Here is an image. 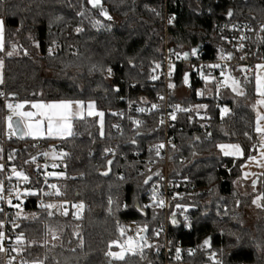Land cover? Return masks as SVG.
<instances>
[{
  "label": "trees",
  "instance_id": "obj_1",
  "mask_svg": "<svg viewBox=\"0 0 264 264\" xmlns=\"http://www.w3.org/2000/svg\"><path fill=\"white\" fill-rule=\"evenodd\" d=\"M102 3L113 17L112 22L97 17L87 0H0V18L5 21V52L12 45L17 48L11 57L0 52L4 61L0 89L5 90L9 99L17 103L83 100L94 102L96 109L104 112L103 135L97 117L86 115L84 119L73 120L71 136L8 140L5 152L8 166L25 172L31 169L28 159L42 150L39 140L50 150L66 153L64 166L56 169L64 175L51 177L50 181L60 189L59 198L84 205L80 218L76 219L74 209L65 216L57 209H39L37 196L27 201L23 216L15 220L20 225L16 228L18 233L25 235L22 255L29 262L108 264L105 252L109 241L118 235L119 221L125 226L147 223L146 235L153 247L145 248L142 255L129 254L125 262L117 264L164 263L162 239L152 232L158 226V212H138L133 207L136 203L142 205L147 188L145 165L134 154L139 153L142 158L151 156L160 137L156 114L139 117L135 107L160 90L156 83L153 86L155 80H149V76L161 60L164 0H102ZM81 5L86 10L83 17L76 14ZM167 9L174 17L169 26L174 50L184 53L199 45L196 56L190 54L187 61L183 58L177 62L173 77L175 91L190 85L187 96L176 94L174 100L193 110L179 114L174 121L172 160L178 166V159L184 158L185 163L179 165L180 173L187 176L195 193L179 200L188 205L191 227L184 230L171 226L170 233L174 241L184 246H198L196 254L184 259L185 264H211L210 253L220 249L223 256L219 258L225 264H264V200L260 201V208L252 205L253 198L264 193V171L254 178L255 190L252 183L247 191L236 186L243 158L254 151L252 145L259 139L255 131L253 73L244 75L241 68L234 66L228 69L237 77L244 95L232 94L221 88L222 84L217 88L214 81H210L207 92L205 81L199 76L201 69L205 75H211L206 65L229 48L220 27L223 21L249 23L251 59L264 62V33L259 31L264 24V0H167ZM229 11L233 13L231 17L227 15ZM97 19L104 28L93 27L92 21ZM78 26L83 29L80 33L75 31ZM109 67L114 71L113 78L105 76ZM185 72L189 73V85L183 82ZM115 88L120 91H114ZM198 90L203 94L197 96ZM197 104L207 108L195 109ZM223 106L228 111L221 115ZM197 111L206 118L196 116ZM2 114L0 98V145ZM133 120L140 124H133ZM227 142L238 143L244 157L222 155L217 145ZM106 148L115 155L105 153ZM2 155L0 147V158ZM109 159L113 161L110 172L102 175ZM109 198L113 201L111 205ZM26 213L35 216H24ZM49 228L54 230L57 240L52 239ZM205 239H210L211 247H202ZM33 240L37 243L29 247L27 241Z\"/></svg>",
  "mask_w": 264,
  "mask_h": 264
},
{
  "label": "snow or ice",
  "instance_id": "obj_2",
  "mask_svg": "<svg viewBox=\"0 0 264 264\" xmlns=\"http://www.w3.org/2000/svg\"><path fill=\"white\" fill-rule=\"evenodd\" d=\"M87 3L91 6L92 9H94L99 16H102L105 18L107 21H112V16L109 15L108 10L103 6L101 0H87ZM85 9L83 8V5H81V11L77 12L76 14L78 16L83 17L85 15ZM152 11H155L154 9ZM159 15V13H157ZM229 17L233 15L232 11H229L227 13ZM57 19H62V17H57ZM174 17L169 18V24L172 23ZM93 27L97 29H102L105 27V25L100 21V20H93L92 21ZM110 27V25H109ZM251 30V29H249ZM75 31L77 33H80L83 31L81 27H76ZM259 31L264 33V24H262L259 28ZM4 35H5V21L3 19H0V52H5V40H4ZM245 39L244 36H241V40ZM53 44H55V41H53ZM240 47H243V44L240 45ZM17 48L15 45H12L11 50L5 52V55L8 57L13 56L14 53H16ZM27 54V53H25ZM48 54L51 56L53 54V49L50 47L48 49ZM191 55L196 56L197 55V49L193 48L191 51ZM189 56V53L185 52L183 53V57L187 59ZM179 58V56H178ZM228 58H231V54H229ZM221 59H224V57H221ZM241 59H244V57H241ZM4 61L3 59H0V69L3 68ZM208 68H220V64H211L207 66ZM160 68V64H156L155 69ZM203 68V66H202ZM174 69V65L171 63L169 64V71H168V76L171 77L172 72ZM256 74H255V92L256 94L260 97L256 101V105L253 107L255 108L256 106H264V64H257L256 65ZM108 76H111L113 74L112 69L109 67L106 69ZM241 71H251L250 69H241ZM200 75L201 79L204 80L205 82H208L212 79H214L210 74L205 75L202 69L200 70ZM221 76H225L224 72L221 71L220 73ZM152 80L158 79V76L152 75L150 77ZM245 80H248V77H245ZM183 82L184 84H189V74L187 72L184 73L183 76ZM3 83L2 76H0V84ZM224 86L231 87L233 92H236L237 95H244L243 92H240L239 89V81L235 80L231 76H225V79L221 82ZM174 85L172 83L168 84V88H173ZM114 91L119 92V88H115ZM203 93L201 91H196V95L200 96ZM5 94L3 92H0V97L4 96ZM123 99V97H121ZM158 99L163 100V96H159ZM26 105H30L29 110H25ZM5 107L8 110V115L5 117V121L7 123V127L9 129V134L10 135H20L21 137L23 136H31L33 138L36 137H51V138H64L66 136H71L73 134L72 132V127H73V120L74 119H84L85 118V105L83 100H70V99H60V100H53L50 102H43V101H37V102H29L27 100L18 102V103H6ZM152 109H157L158 105L157 104H152L151 105ZM195 109H200V108H207V105H201L197 104L194 106ZM193 109L191 107L184 108L181 107L180 105H176L174 107L173 112L169 114L170 119L175 120L176 113L177 112H191ZM136 111L138 112H144V108H137ZM227 108H221V115H223L225 112H227ZM117 113H112V115H116ZM87 116L88 117H99L100 118V123H101V128L103 126V117H104V112L102 111H97L95 109V104L94 102H89L87 104ZM189 120H191V116L189 117ZM264 115H262L260 112L256 113V123H255V131L259 136L261 137L259 141V148L257 151H259V160H257L256 156L249 155L247 159L249 161L256 162L258 166L264 167ZM133 124L139 125L140 121L133 120ZM160 123L163 124L164 120L161 119ZM114 127H119L118 125H114ZM139 135V133H137ZM101 135H103V132L101 131ZM211 135V134H209ZM247 136L248 134L245 133ZM251 139V137H249ZM132 143H135V140L132 141ZM171 144V141H169ZM165 145L163 143L154 145V149L156 152L157 156H160V150L163 149ZM173 148H175V145H172ZM217 147L219 150L223 153L224 156H242L243 151L241 149V146L239 144H218ZM254 148L256 147L255 145L253 146ZM152 149H150L151 151ZM105 153H111L113 156L115 155L114 152H112L111 149L106 148ZM195 155V153H193ZM43 155L47 158L49 156V153L45 152ZM64 155H67L66 153H59L55 150L52 151L51 157L55 161L59 157H62ZM11 158V155L10 157ZM35 157L32 158L33 162L35 161ZM113 161L111 159L106 161V164L108 166H111ZM58 165L56 163H52L51 167L56 168ZM45 167H48L46 164ZM4 170V165L0 164V172ZM110 171V167L102 172V175H108ZM149 171H151L149 169ZM64 173H57L55 171L53 172H48L45 176V183H47V177H59L63 176ZM156 175H160L159 173H156ZM249 173H244V178H247ZM264 175V173H262ZM12 176H15L17 178V185H14L10 187L7 190V198L5 197V188L3 181H0V202L7 203L10 207L13 208H20V204H13L12 202V196L15 195V198L17 200H20L21 196H37L38 193L37 191L30 190V189H24L23 191L20 190L19 188V183H27L29 182V177L24 174L23 171H17L14 167L12 169V175H9L7 179L11 181ZM123 179V177H121ZM152 179L151 176H148L147 179L144 180L145 184H148V182ZM257 185V180L252 181V187L255 190ZM48 187L50 189H53L54 191L51 192H43V195L46 196H51V195H56L60 196L62 195L60 189L57 187L56 184H48ZM151 201L156 204L159 207H164L165 202L162 199H158L157 196V191L155 187L152 190V194L150 197ZM264 200V193L258 194L255 199H253L252 203L255 204L258 208L262 207L260 201ZM23 203V201H21ZM67 203V202H64ZM64 203H61L59 205L54 204V203H44L41 201V203L38 205L42 209H57L58 211H61L63 215L67 216L68 215V210L67 208L64 207ZM109 205L113 203L112 199L109 198L108 200ZM72 207L77 209V212L73 213V216L76 219H79V212L84 208L83 203L79 204H72ZM125 208L128 207V205H124ZM133 207L136 208L138 212H143L144 209H147L149 207H152V204H145L142 207L136 203L133 205ZM177 208H182L183 205L177 204ZM117 210H119V205L117 206ZM22 211V209H21ZM21 211H17L15 213V217H20L21 216ZM0 213H4V209L0 207ZM109 213H111V208H109ZM35 216V213L32 214ZM48 215L51 216L52 212H48ZM26 218V217H24ZM155 219V217H153ZM189 217L184 216V221H185V226L191 227V224L188 223ZM171 222L172 224H177V219H176V214L172 213L171 216ZM134 223H136L134 221ZM13 228H19L20 225L15 223V218H13L12 221ZM5 222L3 220H0V252H6L8 249L5 248V241L10 240L11 238L7 236L5 232ZM116 231L118 233L117 237L113 240H110L107 247L108 250L105 252V256L108 258V264H117V262H125L126 261V256L131 254L135 255L137 252H139L141 255L143 254V251L145 248H152L153 245L148 243V236L146 233L149 232V225L147 223H137V227L135 230L134 235H128V233L131 231L130 228L126 227L125 225L121 224L119 221L116 222ZM48 232L52 234V239L57 240L58 236L55 234L54 230L49 228ZM152 232L155 235H159V232H157L155 229H152ZM78 235V234H76ZM36 241H27V245L30 247L34 244H36ZM47 244V241L44 242ZM26 244V238L23 232H20L15 236L14 241L11 243V251L16 253L17 256H19L24 250V246ZM82 244V241H81ZM55 247V245H53ZM113 247L118 248L119 251H114L112 250ZM158 247V246H157ZM202 247H211L210 245V239H205L203 241V246ZM175 258L177 260L181 259V249L177 247L175 249ZM191 254V251L189 252ZM223 256V249H220L219 252L217 251H212L208 257V259L211 261V264H225V261L222 258ZM16 260V257H11L8 261V264H13V261ZM20 264H44L43 261L37 260V261H32L29 262L26 259H22L20 261Z\"/></svg>",
  "mask_w": 264,
  "mask_h": 264
},
{
  "label": "built area",
  "instance_id": "obj_3",
  "mask_svg": "<svg viewBox=\"0 0 264 264\" xmlns=\"http://www.w3.org/2000/svg\"><path fill=\"white\" fill-rule=\"evenodd\" d=\"M173 17V15L168 11L167 9V0H164V8H163V31H162V45H161V60L158 64H160V68L155 69V71H152L149 76V80H152L150 77L152 75L158 76V79H156L153 83V86L156 85L159 86L160 90L157 91L152 99H144L142 101V104L138 105L137 108H144V112H138L139 117L146 116L148 114H156L157 118V127L160 132L159 140L155 143V145L163 143L165 147L160 150V156L156 155L154 146L152 150L151 156H144L142 158L141 154L135 153L134 156L137 157V159L143 162V165H145L144 173L148 176H151L152 179L148 182L146 192L144 195V199L142 201V205L145 204H152V207H149L147 209H144V211L149 212H158V215L156 217V221L158 222V226H156L155 230L159 232V235H155V237H160L162 239L161 245H162V252H163V264H185L184 259L192 256L197 253L198 246L197 245H187L184 246L181 244L180 241H174L172 238V235L170 233V227L176 226V227H182L184 230H188L190 227L185 226L184 216H188L189 220L188 223H191V216L187 212V206L183 205L179 202L180 199L183 197H189L190 195H193L195 193V190H191V183L188 180L187 176H181L179 165H182L185 163V160L183 157L178 159V166L174 164L172 153V145L175 143V135L173 133V125L174 121L170 119L169 114L173 112L174 107L176 105H180L183 107L180 103L174 100V96H176V91L173 88H168V84L172 83L173 85L174 80V71L177 62L181 61L183 57V52L176 51L171 46V39L169 34V18ZM221 31L224 34V37L229 44V48L227 51H223L217 60L209 62L208 65L211 64H220V68H208L209 72L211 73V76L214 78L211 81H214L216 86H220L222 83V77L220 75L221 71L228 72V69L231 66L239 67L241 69H250L251 71H242L244 75H250L253 72V68L256 64V62H253L251 59L250 54V37L252 33V26L249 23H236V22H222L221 25ZM251 29V30H249ZM241 36H244L245 39L241 40ZM243 44V47L241 48L240 45ZM231 54V58L229 59L228 56ZM179 56V58H178ZM221 57H224V59H221ZM241 57H244V59H241ZM174 65V69L172 72L171 77L168 76L169 71V64ZM113 71V70H112ZM105 76L107 78H113L114 77V71L111 76H108L107 71L105 72ZM189 85V84H187ZM193 86V85H192ZM191 86V87H192ZM190 87V85L188 86ZM0 92H3L5 95L0 97L3 103V114H2V121H3V129H2V142H1V150L3 152V155L0 158V164L4 165V170L0 172V181H3L4 188H5V197L7 198V190L17 185V179L12 178L11 181L7 179V177L10 175V167L8 166V157L5 155V152L7 150V142L10 139L16 138V135H10L9 129L7 127V123L5 121V117L8 115V110L5 107L6 103H17L15 100L9 99L7 93L4 89H0ZM159 96H163L164 99L160 100L158 99ZM157 104V109H152L151 105ZM199 110V109H198ZM183 112H177L176 117ZM196 116L206 118V115L204 113H201L197 111L195 113ZM163 119L164 123L161 124L160 120ZM261 137L259 136V139L257 142L254 143V145H258ZM171 141V144L169 143ZM38 146L42 148V150L39 153L34 154L31 158L28 159V163L31 167L29 171L27 172V176L29 177V182L19 183V188L21 191L24 189H30L37 191L38 200L36 205L38 206L41 201L44 203H54V204H61L64 202V207L67 208L69 211L70 209H74L72 207V204H75V202L68 200V199H61L56 195L46 196L43 195V192H51L54 191L53 189H50L48 187V184H52L50 181L51 177H47V183H45V176L48 172L52 170V163H54V160L51 157V153L53 150L48 149L45 146V143L43 140H39ZM254 148V147H253ZM252 148V149H253ZM49 153V156L46 158L43 153ZM56 152H63V151H56ZM64 153V152H63ZM35 157V161L33 162L32 158ZM66 160V155L62 156L60 160L58 161L57 168H61L64 166ZM48 165V167H45V165ZM149 169L151 171H149ZM156 173H159L160 175H156ZM146 177V179H147ZM155 187L157 191L158 199H162L165 202L164 207H159L156 204H154L150 197L152 194V190ZM32 196H21L20 200H17L15 198V195L12 196V202L13 204H20V208H13L10 207L7 203L0 202V207L4 209V213H0V220H3L5 222V232L8 237H10V240L5 241V248L8 249L6 252H0V264H8V261L11 257H16V260L13 261V264H20V261L23 259L22 253L17 256L16 253L11 251V243L14 241L15 236L18 233L17 229L13 228V218L15 217V213L17 211H21V216H23V213L26 209L27 201ZM23 201V203H21ZM180 204L183 205L182 208H177L176 205ZM39 209H42L38 206ZM172 213L176 214L177 224H172L171 222V216ZM15 223L18 224V222L15 220ZM127 227V226H126ZM131 229V231L128 233V235H134L136 227H128ZM150 243V241H148ZM179 247L181 249V259L177 260L175 258V249ZM191 251V254L189 252ZM219 258V257H218Z\"/></svg>",
  "mask_w": 264,
  "mask_h": 264
},
{
  "label": "rangeland",
  "instance_id": "obj_4",
  "mask_svg": "<svg viewBox=\"0 0 264 264\" xmlns=\"http://www.w3.org/2000/svg\"><path fill=\"white\" fill-rule=\"evenodd\" d=\"M199 76H200V73H199ZM225 76H231L232 78H234L235 80L238 81L237 77L232 76L229 72H226V73H225ZM225 76L222 77V81L225 79ZM210 81H211V80H210ZM210 81L205 82V89H206L207 92H210V87H209V85H210ZM220 87H221V86H218L217 88H220ZM227 87H228V86H223V87H221V88H227ZM189 89H190V88L184 86V87L179 88V89L176 91V93H177L178 97L187 96L188 93H189ZM229 89L232 91L231 87H229ZM238 90L241 91L240 83H239V89H238ZM199 91H200V90H199ZM88 103H89V102L84 103V105H85V114H86V115H87V104H88ZM222 108H223V107H222ZM257 108H258V110L261 109L260 106H257ZM95 109H96V107H95ZM96 110H97V109H96ZM97 111H99V110H97ZM224 114H225V113H224ZM95 117H96V116H95ZM97 123H98V126H99V128H100V131H102V130H103V126H102V128H101V123H100V118H99V117H97ZM262 124H264V122H262ZM103 125H104V117H103ZM220 144H238V143L227 142V143H220ZM253 146H254V144L252 145V147H253ZM258 148H259V144L256 145L254 151H251V152L249 153V155L256 156V157H257V160H259V151H257ZM241 149H242V147H241ZM242 151H243V149H242ZM59 153H60V152H57V154H59ZM220 153L223 155V153H222L221 151H220ZM249 155H248V156H249ZM248 156H247V157H248ZM230 157H234V158H243V157H244V153H243L242 156H230ZM247 157H246V158H245V157L243 158L244 160H243V162H242V164H241V166H240L241 177H240V179L236 182V186H237L238 188L242 189L243 191H247V190L249 189L248 185H250V184L252 183V181L254 180V178H255L259 173H261L262 171H264V167H260V166H258V164H257L256 162L249 161V160L247 159ZM60 158H61V157L58 156V159H56V160L54 161V163H56V164L58 165V161L60 160ZM13 167H14V165H12V166L10 167V175H12V169H13ZM14 168H15L17 171H19L16 167H14ZM56 169H57V167H56V168H52V170H51L50 172L55 171V172H57V173H61V171H57ZM244 173H249V175L247 176V178H244ZM25 175H26V174H25ZM59 177H60V176H59ZM12 178L17 179L15 176H12ZM255 198H256V196H255L253 199H255ZM79 203H81V202H75V204H79ZM252 205H253V207H257L255 204H252ZM74 210L77 212V209L74 208ZM82 211H83V209L79 212V215L82 213ZM24 216H32V215L29 214V213H26V214H24ZM132 226L137 227V225H132V224H128V225H127V227H132ZM112 250H114V251H119V249H118V248H115V247H114Z\"/></svg>",
  "mask_w": 264,
  "mask_h": 264
},
{
  "label": "crops",
  "instance_id": "obj_5",
  "mask_svg": "<svg viewBox=\"0 0 264 264\" xmlns=\"http://www.w3.org/2000/svg\"><path fill=\"white\" fill-rule=\"evenodd\" d=\"M0 19H2V18H0ZM257 64H264V62H257L256 64H255V66H254V68H253V82H254V91H255V79H254V77H255V74H256V71H257V69H256V65ZM3 67H4V65H3ZM229 72V71H228ZM232 76H234V77H236L235 75H234V73L233 72H229ZM0 76H2V79H3V68L2 69H0ZM224 85L222 84V87H223ZM241 86V85H240ZM225 90H228V92H230V93H232V94H235V95H237V93L236 92H233V91H231L230 89H229V87H227ZM240 92H243V89H242V87H241V91ZM255 94H256V92H255ZM260 97L256 94V98H255V100H254V102H253V106L254 105H256V101L259 99ZM33 102H37V101H33ZM43 102H46V101H43ZM47 102H50V101H47ZM261 107V109L260 110H258V108H257V106L254 108V111H255V114L257 113V112H260L262 115H264V106H260ZM223 108H227L226 106H223ZM30 109V105H26V107H25V110H29ZM228 109V108H227ZM227 112H225V114H226ZM85 116H86V114H85ZM23 138H29V139H45V138H51V137H47V136H45V137H36V138H33V137H31V136H23ZM19 171H23V170H19ZM24 172V174H28L27 173V171L25 172V171H23Z\"/></svg>",
  "mask_w": 264,
  "mask_h": 264
},
{
  "label": "water",
  "instance_id": "obj_6",
  "mask_svg": "<svg viewBox=\"0 0 264 264\" xmlns=\"http://www.w3.org/2000/svg\"><path fill=\"white\" fill-rule=\"evenodd\" d=\"M101 2H102V0H101ZM102 4H103V3H102ZM88 6L90 7V9L94 12V14H95L97 17H100L101 19H103V20L106 21V22H112V21H113V19H112V21H107V20H105V18L102 17V16H99V15L97 14V12H96L94 9H92L91 6H90L89 4H88ZM103 6L108 10V8H107L105 5H103ZM108 12H109V10H108ZM109 15H111V14L109 13ZM112 18H113V17H112ZM198 47H199V45H197L196 47H193V48H195V49L198 50ZM193 48H192V49H193ZM192 49H191L190 51H185V52L189 53V56H190ZM185 52H184V53H185ZM189 56H188L187 59L184 58V60L187 61V60L189 59ZM187 73H188V72H187ZM188 74H189V73H188ZM16 138H17V139H20L21 136L18 135V134H16ZM109 167H110V166H108V168H109ZM108 168H107V169H108ZM109 172H110V171H109Z\"/></svg>",
  "mask_w": 264,
  "mask_h": 264
}]
</instances>
